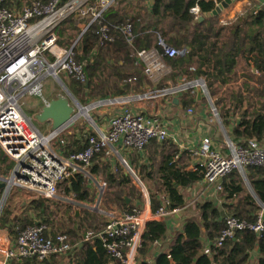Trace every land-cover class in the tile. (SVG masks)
I'll list each match as a JSON object with an SVG mask.
<instances>
[{
    "label": "trees",
    "instance_id": "1",
    "mask_svg": "<svg viewBox=\"0 0 264 264\" xmlns=\"http://www.w3.org/2000/svg\"><path fill=\"white\" fill-rule=\"evenodd\" d=\"M35 1L49 3L52 0L32 2ZM68 1L62 0V4ZM97 1H91L90 5L97 7ZM12 4L10 0H1L0 9H12ZM196 7L204 17L201 22L192 13ZM216 7L208 0H154L152 7L137 17H129L127 13L122 15V11L110 7L103 13L100 24L94 23L83 35L80 25L87 26L88 19H77L75 15L66 19L56 29L58 44L65 49L75 45V61L83 66L86 76V83L71 80V91L85 99L146 93V87L151 88L152 84L149 78L138 72L140 69L135 65V58L139 52L151 49L163 53L159 45L161 39L168 47L190 50L184 57H164L172 70L170 79L179 75H185L188 81L203 78L212 102L216 99L213 104L224 127L232 129L233 142L246 145L256 139L264 143V7L260 10L250 7L225 22L221 15L205 17ZM128 24L132 27L131 38L122 31ZM102 26L108 27L113 40L100 45L97 32ZM131 86H136V90ZM85 99L80 100L82 105H86ZM178 100L179 105L187 109L195 103L190 93L183 94ZM233 118H238L235 125L232 124ZM85 129V125L77 123L62 134L61 138L67 142L66 155L83 151L88 138L95 136L93 130L84 133ZM145 149L149 156L147 163L138 168L140 177L158 182L160 186L158 194L150 195L153 211L162 207L165 201L169 202V209L184 207L182 192L199 184L200 176L184 165L179 148L170 141H152ZM13 168L14 162L0 149V176L9 175ZM90 173L101 175L106 180L107 190L102 199L104 209L116 206L123 213L132 212L139 204L141 194L137 187L120 166L107 161L105 152L95 156ZM71 184L72 188L67 179L63 183L66 196H74L78 202L95 200V191L89 188L84 175L74 174ZM218 196L222 202L221 209L213 202H204L196 216L184 220L182 227L167 241V250L162 251L153 264H171L170 258L174 264H264V231L259 235L248 230L238 232L234 239L227 240L221 247L215 246L226 227V217L233 216L253 224L259 219V213L264 212V169L249 167L245 176L236 171L231 173L223 179ZM126 198L130 199L129 203ZM59 206L56 201L46 198L33 201L17 214L12 213L11 206H8L2 211L0 222L12 236L20 235L39 221L51 229L53 236L66 234L74 243L83 239L86 232L75 239L81 231L79 224L74 223L71 230L69 224L57 221L54 214ZM65 207L67 210L73 208ZM84 211V220L87 223L92 221L91 230L105 227V222L101 226L94 224L98 215ZM80 218L76 213L67 217L68 223L77 222ZM164 239V225L148 223L137 251L138 264H150L152 246ZM203 240L210 243V254L204 252ZM255 253L257 257L254 259ZM69 258L66 264H110L111 261L122 264L113 259L98 240L83 243L75 257ZM61 260H64L63 255H55L45 261L33 258L16 264H60Z\"/></svg>",
    "mask_w": 264,
    "mask_h": 264
},
{
    "label": "built area",
    "instance_id": "2",
    "mask_svg": "<svg viewBox=\"0 0 264 264\" xmlns=\"http://www.w3.org/2000/svg\"><path fill=\"white\" fill-rule=\"evenodd\" d=\"M91 1L70 0L64 4L62 0L49 3L35 1L21 11L15 8L0 9V149L14 162L17 186L34 189L42 197L54 201L60 199L61 187L69 176L89 169L95 156L105 152L107 158L120 166L133 184H138L136 186L141 191L144 208L136 207L132 212L124 213L97 210L109 219L107 224L100 230L87 231L77 244L66 234L53 236L51 229L44 224L28 227L15 239L0 231V264L33 258L45 261L55 255L74 257L75 249L93 240L100 241L113 259L122 264H134L141 246V233L147 224L160 222L166 228V234H169L176 228V219L182 215L184 208L169 209V202L165 201L162 207L153 211L145 187L122 157L118 147L127 151H143L152 141L175 139L160 117L135 112L127 107L128 103L181 97L185 93L195 95L196 91L201 90L202 97L210 102L214 117L220 123L203 78L190 83L184 81L179 86L171 85L169 81V67L164 57H184L190 50H176L159 39L163 53L156 49L141 51L137 60L145 65L144 73L150 80L163 82L162 88L90 104L89 109L100 108L103 104L118 105L122 109L111 117L106 131H94L95 136L88 138L83 151L65 154L67 142L61 138L65 131L49 135L40 133L25 116L24 102L28 98H36L48 104L44 94V81L47 78L58 81L63 75L86 83L83 66L75 61V45L70 49L59 46L56 29L66 19L79 13L80 18L89 20L82 31L84 34L94 23L100 24L103 13L115 0H101L97 7L91 6ZM208 1L218 7L224 0ZM122 31L127 37H132L131 25H125ZM97 34L100 45L113 40L106 26L100 27ZM193 113L189 109L187 114L192 116ZM226 146V151L221 152L214 148L209 137H205L200 147L191 151L199 160L193 171L215 193L222 190L223 179L235 171L244 175L249 167L264 169V143L254 139L246 145H239L228 140ZM247 230L261 234L264 231V217L260 216L253 224L233 216L226 217V227L215 246L221 247L227 240L234 239L238 232Z\"/></svg>",
    "mask_w": 264,
    "mask_h": 264
},
{
    "label": "crops",
    "instance_id": "3",
    "mask_svg": "<svg viewBox=\"0 0 264 264\" xmlns=\"http://www.w3.org/2000/svg\"><path fill=\"white\" fill-rule=\"evenodd\" d=\"M10 1L13 3L12 9L15 8V9L21 11L25 6H27V5H25L20 9L21 4L27 2L28 0H10ZM100 1L101 0L97 1L98 6L100 5ZM119 1H121V0H115L114 3L110 7H115L119 3ZM134 1H140V0H134ZM150 1H151V6H152L154 3V0H150ZM148 4H150V3H148ZM250 7H253V8H256L257 10H260L262 7H264V0H234L232 2V4L225 11H223V13L221 14V17H222L221 19L224 22L227 20H232L238 14L242 13V11L247 10ZM192 13H194V15H196V19L198 21H200V19L203 17L200 14V8L199 7L192 9ZM84 27L85 26L80 25L81 29H84ZM63 49H65V48H63ZM135 65L140 69V70H138V72L141 73V75L143 77L148 79L149 77L147 75H145L144 70H142L143 69L142 67H145V65L143 63H141L139 60H137V58H135ZM169 72H170V74H172L171 73L172 70L170 69V67H169ZM149 81L151 82L152 87L151 88L146 87V90L144 92H149L151 90L159 89L160 88L159 86H161V88H162L163 82L157 83V80H149ZM169 81L171 82V85H174V86L182 85L184 83V81L190 83V81H188V79L185 75H179V76L175 77V79H170ZM140 89H142V87H140ZM135 93H137V92H131V93L125 94V95H113L110 97H114V96L115 97H129ZM191 96L194 97L195 103L188 109L179 105L180 102L178 100V98H179L178 96H177L178 98L174 97L171 100V102H169V100H165L162 103H160L159 100H157V101H133V102L128 103L127 107L132 109L135 112L142 113L146 116H158V117H160L162 119V121L164 122V124L169 128L171 136L175 137V139H170L167 141H170L171 143H173L174 145H176L179 148L180 154L184 158V165H187L190 170H193V167L197 164V162L199 160H198V158H196L193 155V153H191V151L193 152L194 150L198 149L205 137H209L212 140V144H213L214 148H216L217 150H219L221 152L226 151L227 141L230 140L233 142V140L230 137H228L226 132H225V136H224L223 128L226 131L228 129H226L224 127L222 120H221V124L219 122H217V120H215L216 118L212 114V108H211L210 102L203 97L199 98L197 91H196L195 95H191ZM30 99L38 100L41 103L42 107L45 105L40 99H36V98H28V99H26V101L30 100ZM74 99H76V98L74 97ZM76 100H78L80 102L79 99H76ZM49 102L50 101H48V103ZM121 109H122L121 107H117L114 110H112L110 112H106V113L100 111V109L95 110L94 111V112H96V113H94L95 118H92V122L89 121L91 126L87 125L86 122L81 121V119L77 123H82L83 125L86 126L84 133H86L88 130L95 131L96 129L106 131L108 128L109 120L111 119V117L116 112H119ZM189 109H192L194 112L192 116L191 115L188 116V114H187ZM23 112H24V108H23ZM24 114L26 116L25 112H24ZM28 120H29V118H28ZM237 121H238V118H233L232 124L235 125ZM32 124L36 128V126L34 125L33 122H32ZM47 124H50V123H47ZM38 125H40V124H38ZM44 125H46V124H44ZM36 129L38 130V128H36ZM231 130L232 129L229 128L228 131L231 132ZM38 131L40 132V130H38ZM40 133H42V132H40ZM50 133H51V130H49V132L44 134V135H49ZM231 135H232V133H231ZM118 148L120 149L122 157L128 162L130 167L136 172V174H137L138 178L140 179L142 185L145 187L147 193L150 196V192L146 186L147 181L145 179L143 180L140 177V170L138 169V168L142 167L143 164L147 163V161H148L147 159L149 156L148 150L144 149L143 151H137V150L127 151V150H121V147H118ZM106 159L112 165H117L115 162L109 160L107 158V156H106ZM13 172H14V168H13L12 172L7 176H10V175L12 176ZM81 174H83L88 179V183H89V179L94 180L96 183V187H98V189H100L99 196L97 199L98 206L96 205L92 209H90L89 204L92 202H78L75 200L74 196H66L63 192V195L66 196V198H64L62 196L61 191H60V199L57 200L56 202L57 203L58 202L59 203L60 202H64V203L68 202L67 206H73L76 208H84V209L90 210V211L92 210V212L95 213L96 215H98L97 214L98 211H96V209H98V210L102 209L101 211H105V212H109V211L119 212L116 210L104 209L102 207L103 195H104L105 191L107 190L106 183L104 182V186L106 187V189L104 191L103 187L98 183L96 176L92 175L90 173V168L82 171ZM7 176H0V178L1 179H7L6 178ZM243 176H245V174ZM69 185H70V183H69ZM136 185L138 186V184H136ZM88 186H89V188H94L91 184H89ZM62 187H63V185H62ZM62 187H61V189H62ZM21 188H23V187H21ZM25 190H27L31 194L37 193V191H35L34 189H31V188H28V187H25ZM192 190H193L192 194H194V195L196 194V196H194V198L191 199V201H194V202L190 206V204L187 203L188 201H186V199H185V206L183 207L184 210L181 213L182 215H180L179 218L176 219L177 220L176 228L172 232H170L169 234H166V239H164L162 241H158L152 246L150 256H149V259L151 261L150 264H153L154 259L162 251L167 250V247H168L167 241L173 236V234L176 231H178L182 227L184 220L186 218H189L188 216L192 215L193 212L198 210L204 202H207V201L213 202L215 204V206H217L221 209L222 202L219 199V196H218L219 193H215L213 191V189H209V187L206 184H204L203 182H200L199 184H197V187L192 189ZM0 191H1V193L4 192L1 188H0ZM186 191L190 192L191 189L190 188L186 189ZM139 192L141 193V191H139ZM39 196H41V195H39ZM42 198H44V197H42ZM95 199H96V197H95ZM99 205H100V207H99ZM3 207H4V205H3ZM3 207L1 208L0 216H1L2 211H3ZM26 207H27V203L21 204L22 209H25ZM136 207L144 208L142 195H141V202ZM22 209H21V211H22ZM101 217H103L104 219L107 218L106 215H104V214H101ZM36 223L41 224V222H39V221H37ZM3 229L4 230L1 232L6 233V235L8 237H10L11 239L16 238V236H12L10 234V231L7 227H4ZM5 231H7V232H5ZM143 233H144V231L141 233V237H142ZM80 241H81V239L76 241L75 243L74 242L73 243L77 244ZM203 242L205 243L204 252L206 254H210V243L207 242L206 240H203ZM77 250L75 249V255H76ZM75 255H74V257H75ZM256 257H257V254L255 253L253 255V258L255 259ZM136 258H137V256H136ZM136 258H135L134 264H138V262L136 261ZM64 260L67 263L70 261V258L64 256ZM22 262H20V263H22ZM16 263L17 262H12L10 264H16ZM60 264H63V263L61 262ZM110 264H114V263L111 261Z\"/></svg>",
    "mask_w": 264,
    "mask_h": 264
},
{
    "label": "rangeland",
    "instance_id": "4",
    "mask_svg": "<svg viewBox=\"0 0 264 264\" xmlns=\"http://www.w3.org/2000/svg\"><path fill=\"white\" fill-rule=\"evenodd\" d=\"M32 0H28L27 2L21 4V7L20 9L25 6V5H28ZM150 3V4H148ZM151 1L150 0H140V1H134V0H121L119 1V3L114 7L116 10L118 11H122V15H124L125 13H127L129 15V17H137L138 15H144L145 11L149 8H151ZM12 8V6L10 7ZM60 46V45H59ZM61 82L62 84L59 82V81H56L55 79L53 78H47L45 81H44V94H45V97L48 101H51V100H54L56 99L58 96H66V92L63 88L66 87V89L76 98V99H79V100H83L85 99L84 97L80 96H76L74 95V93L71 91V79L69 78H66L65 76H61ZM157 84V83H156ZM131 89H135L136 90V86H131ZM109 98H120V97H108V98H105V99H85L86 100V105H83L85 107H88L90 104L92 103H95L97 101H101V100H106V99H109ZM173 99V97H168V98H163V99H160L159 102L162 103L163 101L165 100H169V102H171V100ZM26 101V100H25ZM213 102L215 103L216 102V99L214 98L213 99ZM229 106V105H228ZM119 107L118 105H110V104H103L102 107L100 108H97V109H90V112H88L89 116L91 118H95L94 117V112L95 110H99L106 113V112H110L112 110H114L115 108ZM24 112L26 113V116L29 118V121L33 122L34 125L36 126V128H38V130H40V132L44 134L48 133L50 128H51V125L50 124H46V125H38L36 122H34L33 120V116L35 114H38L40 111H41V103L38 101V100H34V99H30V100H27L26 102H24ZM213 116H214V113L212 112ZM219 114V113H218ZM220 117V115H219ZM215 119V118H214ZM220 119V123H221V118ZM217 120V119H215ZM81 121L83 122H86L87 125L91 126L90 125V120H88L86 117L85 118H81ZM218 122V121H217ZM229 130V129H228ZM226 131L224 128H223V132H224V136H225V132L226 134L228 135V137H230L231 139H233L232 135H231V132L229 131ZM11 176V175H10ZM10 176H7L6 178L9 179ZM98 176V177H97ZM95 178V177H94ZM96 178L98 180V183L103 187L104 191L106 189V187L104 186V182L106 183V180L103 176L101 175H96ZM16 183V182H15ZM89 184H91L94 188V194L96 195V199L95 201H93L92 203L89 204V207L90 209H92L94 206H98V202H97V199H98V196H99V191L100 189H98V187H96V183L94 180H90L89 179ZM146 186L150 192V195H153L154 194H158L157 190L159 189V183L158 182H150V181H147L146 183ZM197 185L194 187L196 188ZM194 188H190L191 191L190 192H187L186 190L183 192V195L186 199V201H188L187 203L190 204V206L192 205V203L194 201H191L192 198H194V196H196V194H192ZM246 190L249 191L248 187H245ZM63 187L61 189V193H62V196L64 198H66V196L63 195ZM139 190V189H138ZM140 191V190H139ZM37 194V193H36ZM35 193H29L27 190H25V187L21 188L19 186H17L16 184H14L7 196H6V200H5V204H4V207H3V210H5L8 206H11L10 208L12 209V213L15 212L16 214L19 213L21 211V204L22 203H27V207L30 203H32L33 201H41L42 200V197L39 196L38 194L36 195ZM36 197V198H35ZM4 198V192L1 193V198H0V202L2 201V199ZM44 199V198H43ZM151 199V198H150ZM140 202H141V199H140ZM139 202V203H140ZM59 203V202H58ZM59 204H61L59 207H58V210H57V213L54 214L56 215V219L57 221H61L62 224L66 223V224H69V229L73 230L74 229V223H77L81 226V231L80 233L78 234V236L75 237V239L79 238L80 235L84 232H87V231H90L92 228L90 227V224L92 223V221H90L89 223H87L84 219H85V211L86 209L84 208H76V207H73L71 210H67V206L68 205V202H60ZM100 207V205H99ZM109 208V210H116V211H119V213H121L120 211V208L119 207H116V206H110V207H107ZM101 209V208H100ZM24 209H22L23 211ZM52 210H54V207L52 206ZM98 209H96L97 211ZM102 210V209H101ZM90 211V210H88ZM92 212V210H91ZM198 210H196L195 212H193L192 215L188 216V217H192V216H195L197 214ZM74 213H76L77 215H80L81 218L79 221H73V222H69L68 223V215H74ZM114 213H118V212H114ZM98 214V218H95L96 220L94 221L95 223L94 224H97L98 226H101L104 222L107 224L108 222V218L104 219L103 217H101V214L99 212H97ZM260 216H263L264 217V212L261 211L260 213ZM53 215V214H52ZM100 216V217H99ZM0 225H1V228H0V231H3L4 229V226L5 225H2L1 222H0ZM7 232V231H5ZM17 237V235H15ZM62 261V260H61ZM61 261H59V263H61ZM63 264H66L65 260L62 261Z\"/></svg>",
    "mask_w": 264,
    "mask_h": 264
},
{
    "label": "water",
    "instance_id": "5",
    "mask_svg": "<svg viewBox=\"0 0 264 264\" xmlns=\"http://www.w3.org/2000/svg\"><path fill=\"white\" fill-rule=\"evenodd\" d=\"M103 1H109V0H103ZM233 1L234 0L223 1L218 7H216V9L212 13H210L209 15H205V17L221 15L223 11H225L232 4ZM75 16L77 19L80 18L79 13H77ZM203 19L204 17H202L200 21H202ZM58 81L62 84L61 79H59ZM63 88L66 92V96H58L56 99L51 100L47 105H44L41 108V111L38 114H35L33 116V120L37 124L43 125L50 123L51 133H60L73 129L76 126L77 121H79L81 118H85L84 112H86L89 109L88 107L83 106L78 100L74 99V97L70 94V92L66 89V87L63 86ZM198 96L199 98H202L201 90H198ZM15 177H16V170L13 172L12 176L8 180L0 178V188L4 191V198L0 202V212H1V208L5 203L6 196L10 188L15 184ZM67 180L69 181L70 187L72 188L71 182L73 180V175L69 176ZM126 201L127 203L130 202V200L127 198ZM39 224L40 223H36V225ZM170 261L171 264H174L172 258H170Z\"/></svg>",
    "mask_w": 264,
    "mask_h": 264
},
{
    "label": "bare ground",
    "instance_id": "6",
    "mask_svg": "<svg viewBox=\"0 0 264 264\" xmlns=\"http://www.w3.org/2000/svg\"><path fill=\"white\" fill-rule=\"evenodd\" d=\"M90 109H88L86 112H84L85 117H87L89 120L91 119V117L89 116L88 112Z\"/></svg>",
    "mask_w": 264,
    "mask_h": 264
}]
</instances>
